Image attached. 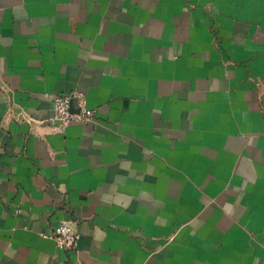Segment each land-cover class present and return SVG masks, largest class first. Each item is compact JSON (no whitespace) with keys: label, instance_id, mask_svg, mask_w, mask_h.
Returning <instances> with one entry per match:
<instances>
[{"label":"crops","instance_id":"1","mask_svg":"<svg viewBox=\"0 0 264 264\" xmlns=\"http://www.w3.org/2000/svg\"><path fill=\"white\" fill-rule=\"evenodd\" d=\"M0 143V264H264V0H0Z\"/></svg>","mask_w":264,"mask_h":264},{"label":"built area","instance_id":"2","mask_svg":"<svg viewBox=\"0 0 264 264\" xmlns=\"http://www.w3.org/2000/svg\"><path fill=\"white\" fill-rule=\"evenodd\" d=\"M75 98L79 99V110H72V103ZM55 118L63 123L70 121H90L95 115L93 109L86 105V99L83 94L74 92L72 94H54ZM3 151V145L0 143V153ZM44 236L53 238L58 246L66 251L77 250L81 240V233L76 230L70 220L62 219L51 232H43Z\"/></svg>","mask_w":264,"mask_h":264}]
</instances>
